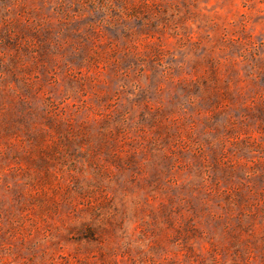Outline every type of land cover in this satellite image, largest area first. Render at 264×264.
I'll use <instances>...</instances> for the list:
<instances>
[{
    "label": "rangeland",
    "instance_id": "rangeland-1",
    "mask_svg": "<svg viewBox=\"0 0 264 264\" xmlns=\"http://www.w3.org/2000/svg\"><path fill=\"white\" fill-rule=\"evenodd\" d=\"M0 264H264V0H0Z\"/></svg>",
    "mask_w": 264,
    "mask_h": 264
}]
</instances>
